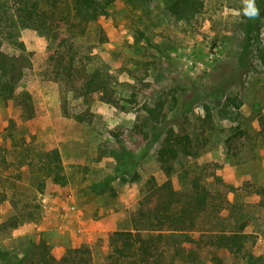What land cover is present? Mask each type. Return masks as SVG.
<instances>
[{"label":"rangeland","instance_id":"1","mask_svg":"<svg viewBox=\"0 0 264 264\" xmlns=\"http://www.w3.org/2000/svg\"><path fill=\"white\" fill-rule=\"evenodd\" d=\"M203 1L188 24L162 5L143 13L116 0L107 17L76 31L82 72L105 87L83 96L57 82L46 34L23 30L4 43L0 225L18 227L0 250L22 256L34 238L56 257L77 250L105 264L114 234L135 220L160 229L165 212L166 226L186 228L177 211L197 177L216 196L195 230L245 223L246 252L264 260V0ZM175 135L191 138L194 156H181L167 178L158 151ZM53 149L61 182L42 162ZM181 234L194 233L163 232L166 264H176L170 248Z\"/></svg>","mask_w":264,"mask_h":264},{"label":"trees","instance_id":"2","mask_svg":"<svg viewBox=\"0 0 264 264\" xmlns=\"http://www.w3.org/2000/svg\"><path fill=\"white\" fill-rule=\"evenodd\" d=\"M123 1L143 13H148L154 6L162 5L175 23L190 24L197 21L205 8L203 0ZM115 2L116 0H0V49L4 43H13L23 30L44 33L53 45L50 49L49 63L58 83L71 84L77 96L103 90L105 89L103 85L96 84V75H87L82 72L84 69H81L78 63V51L74 38L76 31L82 35L89 24L107 17L109 7ZM261 52L260 58L264 61V52ZM8 59V56L0 52L2 71L0 77L8 73L7 69L2 67ZM150 113L153 115L154 112L150 110ZM193 150L194 145L188 135H175L163 142L158 151V160L167 178L176 173L175 162L181 156H194ZM41 156L45 169L54 177L55 182L66 180L61 156L57 149L45 151L41 153ZM104 185H108V182ZM173 196H175L174 193ZM215 196L216 193L210 191L199 178H192L188 201L181 210L177 211L181 219H184L186 228L179 229L172 224L166 226V219H171V216L165 212L159 217L164 219L157 224L160 229L152 224L138 225L135 220L132 230L114 234L117 239L106 257L105 264H166L165 252L162 248L165 244L163 232L166 231L194 233L189 236L181 234L175 238V245L170 248L172 251L170 258L176 264H201L206 261L213 264H240L243 259L251 264H264V260L255 259L253 255L246 252L249 234L245 231V223L224 230L212 228L203 231L195 230L200 218L212 213L210 207L212 210V200ZM4 199V195L0 196V205ZM187 221L190 224L188 226ZM17 227L18 225L11 224L10 220L2 223L0 240L10 239L11 230ZM147 232L157 234L144 235ZM198 232L199 236L195 235ZM36 241L34 238L29 241L22 256L10 250H0L1 263L91 264V259L82 258L77 254V250H67L62 256L56 257L53 253L44 252L45 243L42 240Z\"/></svg>","mask_w":264,"mask_h":264},{"label":"built area","instance_id":"3","mask_svg":"<svg viewBox=\"0 0 264 264\" xmlns=\"http://www.w3.org/2000/svg\"><path fill=\"white\" fill-rule=\"evenodd\" d=\"M72 209H74V208H72Z\"/></svg>","mask_w":264,"mask_h":264}]
</instances>
